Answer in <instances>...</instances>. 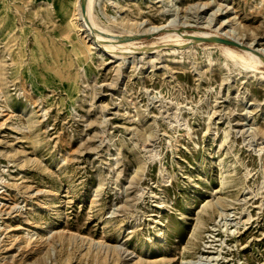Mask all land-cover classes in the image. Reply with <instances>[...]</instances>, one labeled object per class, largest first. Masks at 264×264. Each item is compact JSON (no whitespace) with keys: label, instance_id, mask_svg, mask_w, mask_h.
<instances>
[{"label":"rangeland","instance_id":"1","mask_svg":"<svg viewBox=\"0 0 264 264\" xmlns=\"http://www.w3.org/2000/svg\"><path fill=\"white\" fill-rule=\"evenodd\" d=\"M75 1L0 0V264H264V66L183 36L264 0Z\"/></svg>","mask_w":264,"mask_h":264},{"label":"bare ground","instance_id":"2","mask_svg":"<svg viewBox=\"0 0 264 264\" xmlns=\"http://www.w3.org/2000/svg\"><path fill=\"white\" fill-rule=\"evenodd\" d=\"M82 2L84 3V8H82V6H81ZM94 2H95V0H76L75 1V8H76L77 17L80 21L81 27H83V31H85L87 33V35H91L93 37V39H94L93 42L95 44V43H99V42H106L105 40H107V38H106L107 33H105V32H107V30L104 28L103 29L100 28V31H97L98 25L92 19ZM206 5L207 4H205V3L200 4V6H202V7L206 6ZM173 21H172V23H173ZM168 25L169 24H167V27H168ZM139 26H140V24H139ZM183 27H186V26H183ZM216 27H217L216 33L202 32L201 35H185V34H183V36H193L196 38L220 37V38H226L229 40L236 41L239 44H241L244 48L236 49L232 46L223 45V44L222 45H215V46H221L223 48L225 55H227L229 57V59L231 58L233 60V62L241 63L242 65L241 64L240 65L243 67H250V68H252V69L254 68V70H256L255 69L256 67L264 66V48H258L250 42H244L241 39L237 38L236 37L237 35L235 36V34H236L235 30L232 27L227 28L225 20L222 21L220 24H218V26H216ZM161 29H162L161 27H152L151 26L150 29L149 28L148 29L145 28L143 30L141 29L142 30L141 32L137 31V33L121 35V38H119V40L116 41L115 45H110L107 47H108L109 51H111V52H114V50H116V49H120V50H124L123 53H128V52H130V50L139 49L140 46L138 47L137 44L140 42L139 41L140 38L138 36L148 34V33H153L154 31H157V30L159 31ZM165 36H167V35H165ZM176 36H178V38H181L180 36H182V35H176ZM178 38H177V40H178ZM184 41L185 40H180L179 41L180 44L178 46H183L185 44ZM109 51H107V52H109ZM139 264H141V261H139Z\"/></svg>","mask_w":264,"mask_h":264},{"label":"water","instance_id":"3","mask_svg":"<svg viewBox=\"0 0 264 264\" xmlns=\"http://www.w3.org/2000/svg\"><path fill=\"white\" fill-rule=\"evenodd\" d=\"M82 8H84V3H81ZM139 37V36H138ZM200 41L204 42H212V43H217V44H223V45H228L236 48H244L241 44H239L236 41L229 40L226 38H220V37H211V38H197Z\"/></svg>","mask_w":264,"mask_h":264}]
</instances>
